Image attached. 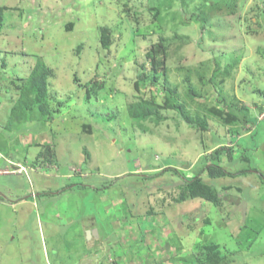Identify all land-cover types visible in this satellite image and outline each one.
Here are the masks:
<instances>
[{"label":"rangeland","instance_id":"obj_1","mask_svg":"<svg viewBox=\"0 0 264 264\" xmlns=\"http://www.w3.org/2000/svg\"><path fill=\"white\" fill-rule=\"evenodd\" d=\"M229 3L203 9V26L201 0H0V169L12 158L28 170L0 178V264H185L213 244L227 264H264V0ZM161 40L167 58L154 51ZM153 56L208 129L168 109L159 122L130 117L141 97L164 101ZM40 58L60 110L50 123L14 121L16 85ZM212 164L230 174L211 177ZM180 175L221 203L181 201Z\"/></svg>","mask_w":264,"mask_h":264},{"label":"trees","instance_id":"obj_2","mask_svg":"<svg viewBox=\"0 0 264 264\" xmlns=\"http://www.w3.org/2000/svg\"><path fill=\"white\" fill-rule=\"evenodd\" d=\"M231 1L236 2V0ZM229 2L230 0H201L199 14H201V22L203 23V26H205L206 22L209 21L207 20L203 9H208L211 7H218L220 9L222 4L230 6L231 4ZM159 7L160 5L158 3V7L156 8L157 11ZM5 11L6 7L0 6V25L3 23ZM101 41L104 48H108L110 46L111 31L108 27H103ZM154 51L156 54H164L165 58L169 56V46L162 40L158 44V49H154ZM240 59V55H234L231 63L228 64L226 69L224 71H218L215 77L220 76L222 79L226 78L231 69L237 67ZM153 60V69L155 75L153 76L152 83L154 85H159V81L164 78V101L162 103H158L154 97H141L138 101H135L129 105L128 113L130 117L141 120L151 119L159 122L162 121L161 111L168 109L177 112L180 118L188 126L199 130L208 129V124L205 117L201 116L198 112L192 113L183 103L178 102L177 86H170L167 70L157 67L158 65L156 56H153ZM197 74L200 80L203 82L205 74ZM53 75V70L46 64V62L41 58L38 59L30 74L25 77L22 82H20V84L16 85L17 91L19 92V97L11 110L12 120L26 122L27 120L33 119V121L42 124L48 122L50 123L54 120V115L60 110V105L58 106L59 109H52V107H50L49 79L53 77ZM190 78L191 76L188 75L185 79V82H190ZM186 96L191 101L195 102L198 99L199 94L192 87H188ZM261 112H264V108L261 109ZM218 114H221L222 116L223 112L219 110ZM52 147L53 145H50V149L46 153L47 157L43 159L45 163H53L54 154L51 151ZM173 170L177 174H180L179 171H176L175 169ZM207 170H210L209 173L211 177L230 174V172H227L222 167H219L215 164L207 165ZM243 172L246 171H241V173ZM181 178L185 181L184 187H182L180 197L181 201L202 198L205 201L212 202L217 205L221 203L216 189L212 186L204 184L200 178L194 177L187 179L184 176H181ZM140 241H144V237H141ZM170 244L177 246L176 241H171ZM178 261L179 259L173 260V264H177ZM183 261L185 264H227L229 263L230 259H228L227 256L219 251V247L216 244H213L200 247L199 250L194 252L191 256L183 258Z\"/></svg>","mask_w":264,"mask_h":264},{"label":"built area","instance_id":"obj_3","mask_svg":"<svg viewBox=\"0 0 264 264\" xmlns=\"http://www.w3.org/2000/svg\"><path fill=\"white\" fill-rule=\"evenodd\" d=\"M264 118V112L259 116V119H263ZM9 164L13 165V166H17L16 168H14L13 170L10 169H0V178L3 175H11V174H20V173H27V168L24 166H21L19 164H16L10 160H8Z\"/></svg>","mask_w":264,"mask_h":264},{"label":"crops","instance_id":"obj_4","mask_svg":"<svg viewBox=\"0 0 264 264\" xmlns=\"http://www.w3.org/2000/svg\"><path fill=\"white\" fill-rule=\"evenodd\" d=\"M8 160H10V161H12V162H14V163H18V164H20V165H22V163H20V162H17V161H15V160H13L12 158H7ZM6 159V160H7ZM7 160V161H8ZM23 166V165H22ZM20 175H22V174H20ZM86 178V177H85ZM19 202H21L22 204H26L27 203V200H23V199H19ZM88 230H95L96 231V235H93V237L94 238H96L97 240H101V238H100V236H99V231H98V229L97 228H95L94 226H90L89 228H87L86 226H84V236H85V232L87 233V231ZM92 237V238H93ZM89 240L90 239H88V242H89ZM90 254V253H89ZM89 255H87V256H84V257H82V259L81 260H85L87 257H88Z\"/></svg>","mask_w":264,"mask_h":264},{"label":"water","instance_id":"obj_5","mask_svg":"<svg viewBox=\"0 0 264 264\" xmlns=\"http://www.w3.org/2000/svg\"><path fill=\"white\" fill-rule=\"evenodd\" d=\"M86 234H87V239H91L93 235H96L97 233L95 230H88Z\"/></svg>","mask_w":264,"mask_h":264},{"label":"clouds","instance_id":"obj_6","mask_svg":"<svg viewBox=\"0 0 264 264\" xmlns=\"http://www.w3.org/2000/svg\"><path fill=\"white\" fill-rule=\"evenodd\" d=\"M259 117V116H258ZM8 160V159H7ZM9 163V162H8ZM18 164V163H17ZM11 165V164H10ZM20 165V164H19ZM11 166H13V165H11ZM22 166V165H21ZM13 167H17V166H13ZM24 167H26V166H24ZM28 171V170H27ZM20 174H24V173H20Z\"/></svg>","mask_w":264,"mask_h":264}]
</instances>
